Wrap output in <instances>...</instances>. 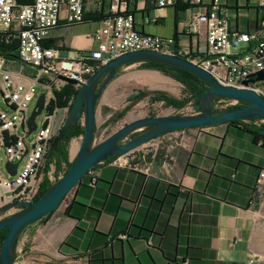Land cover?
Here are the masks:
<instances>
[{
    "label": "crops",
    "instance_id": "1",
    "mask_svg": "<svg viewBox=\"0 0 264 264\" xmlns=\"http://www.w3.org/2000/svg\"><path fill=\"white\" fill-rule=\"evenodd\" d=\"M251 1L241 8L242 14L251 10L245 20H239V10L230 11L231 28H254L260 13ZM168 8L174 17L156 16L146 0H130L134 30L190 43L193 49V39L183 35L186 24L178 20L190 10ZM90 14L78 24L61 23L43 43L68 58L97 51L99 43L90 36L98 23ZM5 60V70L23 73L22 82L30 83L34 69L18 58ZM103 106L115 114L125 104L98 103L97 128L110 126V115L98 120ZM135 154L132 166H97L95 188L85 177L71 191L68 217L48 240H58L67 256L82 255L90 264H264V201L254 194L257 176L264 171V140L226 123L173 132Z\"/></svg>",
    "mask_w": 264,
    "mask_h": 264
},
{
    "label": "built area",
    "instance_id": "2",
    "mask_svg": "<svg viewBox=\"0 0 264 264\" xmlns=\"http://www.w3.org/2000/svg\"><path fill=\"white\" fill-rule=\"evenodd\" d=\"M146 1L155 9L176 5L189 9L183 35L190 40L202 38L204 46L193 50L190 43L184 45L173 38L136 32L133 13L128 10L130 0H32L27 4L0 0V33L17 39L18 59L35 71L29 78L30 83L25 84L22 82L24 74L5 70L6 60L0 57V95L7 107L6 111L0 109V152L4 151L5 163L18 162L14 175L2 174L0 170V207L11 202L33 203L44 177L52 184L50 172L44 173L43 169L50 141L57 132L54 113L64 111L66 114L69 109L49 111L55 100V90L60 91L71 85L68 81H73L71 86L78 91L96 70L121 55L152 51L180 57L208 72L223 87L247 89L264 97V80H255L256 74L264 70V0H255L259 17L254 28L244 32L231 28L230 11L234 9L237 14L241 9L238 0H234L232 8H229L227 0H210L207 5H203L202 0ZM244 1L247 5L248 0ZM88 6L92 13H103V18L97 21V29L90 36L99 43L97 51L68 58L61 56L55 48L43 46L50 32L61 23L74 25L83 22ZM194 7H202L203 10L193 12ZM39 85L45 90V104L41 111L43 120L41 128L35 129L34 139L27 142V129L25 126L22 130L21 124L30 115L29 107ZM240 105L233 100L215 101V109L219 110ZM258 121L264 120L255 121L256 126L264 127L258 125ZM19 129L23 137L16 135ZM81 139H78L79 143ZM155 140L147 145H154ZM135 159L136 154L133 153L129 158L120 156L109 162L114 166H128ZM86 176L89 177V186L95 187L97 175L94 169L89 170ZM254 194L257 200L264 201V171L257 176ZM19 210L11 209L4 216ZM253 263V260L249 261V264Z\"/></svg>",
    "mask_w": 264,
    "mask_h": 264
},
{
    "label": "water",
    "instance_id": "3",
    "mask_svg": "<svg viewBox=\"0 0 264 264\" xmlns=\"http://www.w3.org/2000/svg\"><path fill=\"white\" fill-rule=\"evenodd\" d=\"M154 63L175 67L187 72L188 80L199 86L201 93L192 96L195 115H165L134 119L96 143V107L104 90L110 85L118 71L126 66ZM255 80H264V70L256 74ZM73 85V81H68ZM233 100L241 104L238 108L215 109L217 100ZM45 104V94H40L28 119L21 124L26 126V135L35 131L36 117ZM264 120V97L247 89L223 87L212 76L193 63L176 56L162 55L152 51H136L117 57L96 70L77 91L65 121L58 131L53 145L63 140L67 130L79 122L83 124L81 143L75 152L66 173L34 203L11 202L0 207V214L11 209L19 211L0 219V232L6 230L0 245V264L15 263V247L20 234L27 227L50 217L61 205L65 197L81 182L89 170L109 162L112 158H127L141 147L155 139L173 132L202 129L235 121ZM264 135V128L259 130ZM18 162L5 163V171L14 175Z\"/></svg>",
    "mask_w": 264,
    "mask_h": 264
},
{
    "label": "rangeland",
    "instance_id": "4",
    "mask_svg": "<svg viewBox=\"0 0 264 264\" xmlns=\"http://www.w3.org/2000/svg\"><path fill=\"white\" fill-rule=\"evenodd\" d=\"M32 1V0H31ZM29 1V3L31 2ZM249 6L252 4V1L249 0ZM206 5L210 3V0H203ZM235 4L234 0L229 1V5L233 6ZM239 8H243L245 6L244 0H238ZM193 12H197L198 9L193 8ZM245 9H239V20H245L244 18L251 17L250 12H246L242 14ZM90 12L91 8L89 6L85 9V13ZM156 16H167L174 17V12L171 8L165 9H156ZM190 11H186L182 13V15L178 16V20L180 25L187 24L189 18ZM85 18V14H84ZM204 46V41L202 38L193 39V50L195 47L202 48ZM149 75H157L166 81L165 84L155 83L153 87L149 85L144 79ZM167 84V85H166ZM107 96H101L98 103H123L125 104L123 110H125L124 116H120L119 114L123 111H118L115 114H112L113 111L107 106L100 107L98 111V120L101 116H108L110 126L106 127H98L96 129L97 135L95 136L96 143L103 141V137H106L112 134L114 131L121 128L130 120L140 117H156V116H165V115H195L196 111L192 107L190 103L192 101H187L186 104L182 108H175L167 105V101H178L185 102L188 99L186 92L184 91V86L178 80L172 78L166 73L148 68L142 64H135L121 68L116 76L113 78L110 85L104 90ZM45 93V90L42 86H37L36 88V97L32 101L29 107V113L32 111L35 102L40 94ZM0 109L6 111V105L2 100L0 95ZM68 112L65 114L64 111H56L54 113V119L56 122L55 129L57 130L56 135L60 128L62 127L65 118ZM112 114V115H111ZM43 120V114L41 113L36 118L37 129L41 128ZM258 125H264L263 121L256 122ZM77 125L83 127L82 122H79ZM264 128V127H262ZM107 129V131L100 136L102 130ZM204 129V128H202ZM195 131H200V129H195ZM18 137H23V132L19 129L16 132ZM36 135V131L32 132L28 138L27 142H30L34 139ZM55 135V137H56ZM82 137V134L71 135L67 138L66 142V151H67V159L68 163H71L74 153L72 149L74 145L77 148L79 146L78 139ZM77 151V149H76ZM46 163V160H45ZM135 162H131L129 165H134ZM50 172L52 176V184L57 182L63 175V171L66 169V165L63 164L61 166L60 171H56L53 164L49 165ZM0 170L2 174H6L5 171V159H4V151L0 152ZM95 170V169H94ZM89 181V177L86 176ZM72 201L71 192L65 197L59 208L48 218L42 219L39 222L27 227L20 234L19 239L17 241L15 247V263L14 264H89L86 261V258L79 257L76 255L67 256L65 250H62L61 244L58 243V240H48L47 235L52 236L54 233V229L59 226V223L65 218L68 217V207ZM5 214V213H3ZM2 214V215H3ZM76 257V258H75Z\"/></svg>",
    "mask_w": 264,
    "mask_h": 264
},
{
    "label": "trees",
    "instance_id": "5",
    "mask_svg": "<svg viewBox=\"0 0 264 264\" xmlns=\"http://www.w3.org/2000/svg\"><path fill=\"white\" fill-rule=\"evenodd\" d=\"M29 1H31V0H17V3L18 4H27V3H29ZM174 7H175L176 11L185 10V8H186V7L180 6V5H176ZM90 16H91V19L93 21H98L101 18H103V13L102 12L93 13V14H90ZM50 45H51L50 43H48V44L43 43V46H46V47L50 46ZM17 46H18V41L16 38L7 37V35L5 33H0V57L1 58H4V59H10V58L16 59V58H18ZM50 47H53V46H50ZM142 65H144L148 68H152V69L162 71V72L166 73L167 75L171 76L172 78L178 80L179 82H181L183 84L184 91L186 92L188 99H186L185 102H180V103L178 101H167L166 104L169 106H172V107H175L178 109L182 108L186 104L187 101H190V102L193 101L192 96H194L197 93L202 92L199 86L191 83L188 80V78H190L191 76L187 72H185L181 69L171 67V66H167V65L154 64V63H142ZM76 94H77V91L74 90V88L72 86H69V85L65 86L59 92H55L54 93L55 101L50 106L49 111L52 112L54 110V108L61 109V108H64L66 106H68L70 108ZM69 101H71V103L68 105ZM125 112L126 111L123 110L119 114V118H120V116L121 117L124 116ZM255 121H256V119L249 120V121L229 122L227 124L233 126L236 129H241V130L251 134L252 136H254L255 139L264 140V135L259 133V130L262 127L256 126ZM107 124H109V123L107 122ZM78 134L83 135V127L76 125L72 129L67 130L63 140H61L56 145H53V140L55 138L50 141L49 149H48L47 156H46V163H45V166L43 169L44 173H46L50 169V167H49L50 164H53V166L55 167V170L57 172L60 171L61 166L63 164H65L66 169L63 171V175L66 173L67 169L71 165V163H68V159H67V151H66L67 138L71 135H78ZM95 168H93V169H95ZM85 177H83V179L81 181H83L85 179ZM97 182H98V179H97ZM51 185L52 184L47 180V178L44 177V179L42 180V183L40 184L39 192H38V195L35 198L34 202H36L51 187ZM95 187H96V185H95ZM95 187H92V188H95ZM5 234H6V230H3L0 232V245H1V243L5 237ZM122 237H126V236L123 235ZM76 256H77V258L82 257V255H76Z\"/></svg>",
    "mask_w": 264,
    "mask_h": 264
},
{
    "label": "bare ground",
    "instance_id": "6",
    "mask_svg": "<svg viewBox=\"0 0 264 264\" xmlns=\"http://www.w3.org/2000/svg\"><path fill=\"white\" fill-rule=\"evenodd\" d=\"M159 78H156L155 77V75H149V76H146L144 79L146 80V82L149 84V85H151L152 87H153V85L155 84V83H160V84H165V80L163 79L164 77H160V76H158ZM167 85V84H166ZM70 109V108H69ZM69 109H68V111H69ZM37 118V117H36ZM56 135V134H55ZM55 138V136L53 137V139ZM52 139V140H53ZM50 145V144H49ZM76 148L77 147H75V145H74V148H73V152H76ZM49 149V148H48ZM75 154V153H74ZM47 156V155H46ZM46 160V159H45ZM44 166H45V163H44ZM48 172V171H47ZM46 172V173H47Z\"/></svg>",
    "mask_w": 264,
    "mask_h": 264
},
{
    "label": "flooded vegetation",
    "instance_id": "7",
    "mask_svg": "<svg viewBox=\"0 0 264 264\" xmlns=\"http://www.w3.org/2000/svg\"><path fill=\"white\" fill-rule=\"evenodd\" d=\"M194 109H195V111H196V114H197V110H196V107H193Z\"/></svg>",
    "mask_w": 264,
    "mask_h": 264
}]
</instances>
